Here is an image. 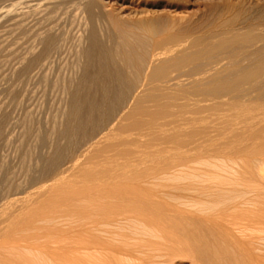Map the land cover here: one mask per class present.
Instances as JSON below:
<instances>
[{"label": "bare ground", "instance_id": "6f19581e", "mask_svg": "<svg viewBox=\"0 0 264 264\" xmlns=\"http://www.w3.org/2000/svg\"><path fill=\"white\" fill-rule=\"evenodd\" d=\"M124 1L80 0L36 187L0 211V264H264V0ZM42 32L19 76L56 53Z\"/></svg>", "mask_w": 264, "mask_h": 264}, {"label": "rangeland", "instance_id": "374dc122", "mask_svg": "<svg viewBox=\"0 0 264 264\" xmlns=\"http://www.w3.org/2000/svg\"><path fill=\"white\" fill-rule=\"evenodd\" d=\"M31 1L32 0H0V117L4 119L6 118V121L0 118L2 121H4L3 129L0 134V138H3L2 140L0 139V165L3 164L5 166L4 168L1 165L0 171L3 170L6 172L0 173V211L3 208V205H5L9 200H12L16 197H21V194L25 196L31 191V189H33L32 187H36V185H25V183L27 184V182L30 181L26 180L27 177L29 178V176L26 175V168L34 161V157L39 154V152H44L45 148L47 147V145L44 143L49 142L47 133L50 127H48V125L50 126L52 123L51 121L53 120L52 118L55 119V115L60 113V111L57 110L61 109L58 106H61L60 103L62 102L60 95L62 93L61 86L63 85V82H61V80H63V75L67 74L68 77V75L72 74L71 70L73 71L74 69L72 66L73 63L70 65L71 63L69 60L71 59L72 62L75 59V55L73 56L74 53L72 51L76 49V41L77 37L79 36H77V33L79 34L81 31L80 29L79 31L77 30L79 26L82 25L80 0H38L39 2L37 0H33V2ZM47 3L52 4L49 6ZM198 3L199 4L188 6H177L176 8L173 7L172 10L167 14L177 26L179 24L178 22H180V24L185 22V20H187V16H190L191 14L195 15L197 13L201 14L202 11L205 10H202L204 6L201 4V2ZM46 5L48 6L47 8L45 7ZM123 6L130 7L131 11L134 9L133 5L128 3V0L122 2V7ZM156 9L160 8H147L146 10L139 12L133 11L132 14L134 17L132 16V18L134 20H141L152 17L158 13ZM38 10H44L45 12L43 13V11H41L38 15ZM33 11L36 12L33 13ZM199 14H197L196 17ZM47 27H51V29H48ZM42 30L53 35H55L57 32L56 40L59 39L57 44L59 45L58 42H60L59 46L61 48L58 46L56 49L57 51L55 50L56 53H54V51L51 52L54 53V56H50V54L47 57L48 59L44 60L46 62L51 61V63L48 62L49 64L47 65L46 63L45 66L43 61L41 62L43 64H40V66H43L42 69L35 70L37 67H40L36 66L29 71L30 73L28 72L23 74V77L21 75L19 76L16 74V72H19L20 64L18 65L16 63H20L22 58L19 57L21 59L18 61L19 58L17 59L16 57L21 56L19 54L25 51L27 52L28 48L34 44L33 42L36 39V34L41 33ZM34 31H36V33ZM73 43H75V46H73ZM71 47L75 49L73 50ZM58 48L60 49L59 52ZM70 52L73 54H70ZM22 55L24 56V53ZM49 57H51V59H49ZM67 64L72 67H68ZM16 65L18 66L16 67ZM33 70L36 72H41V70H44V73L41 72V75H39L36 72H31ZM69 70L71 73H69ZM13 71H15V74L10 73ZM8 72L10 73L9 75H12L13 80L11 76H7ZM16 75L22 78H18ZM29 76L31 79L29 78L30 80H25ZM42 76H44L46 79ZM16 77L17 79H14ZM8 78H10V80ZM60 100L61 102H59ZM57 112L58 114H56ZM26 115L28 118H30V120H28V118H24L27 117ZM27 126L29 128H27ZM23 129L24 131L29 129L31 135L27 134V136L29 135L30 137L26 138V136L23 134L25 137L24 139L23 135L21 134ZM40 129L41 131L45 129V132L43 131L42 133H45L46 135H41ZM34 135H36L38 139ZM44 137H46L45 140ZM22 138L26 141H22L25 145L20 141L23 140ZM42 140L45 142L43 143ZM27 147L28 152L30 148V153L32 151V154L26 155V157L22 156L23 151L25 148L27 150ZM26 152L24 154H26ZM30 155L31 157H27ZM24 157L27 159L24 160ZM20 158L23 159L20 160ZM94 159L98 160L99 158ZM91 161L93 162V160ZM91 161H89L88 166H93L96 163V161L93 163ZM5 175H7L8 178ZM7 179L8 181L10 180V184L13 183L14 185L7 183ZM71 179H73V177H71ZM19 182H23V186L20 185ZM19 185L24 188H21ZM10 186L11 190L13 186H16V190L13 188L15 190L14 192H11L10 190L12 195H10V192L7 190L8 188L10 189ZM28 188L31 189L28 190ZM23 189H26L27 192ZM7 195H10L12 198L10 197L9 199H6V197L8 198ZM181 264H187V261L183 260Z\"/></svg>", "mask_w": 264, "mask_h": 264}]
</instances>
